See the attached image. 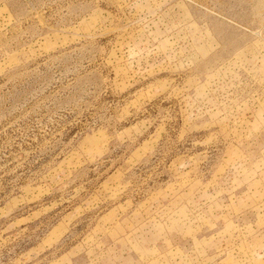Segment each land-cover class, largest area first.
I'll return each mask as SVG.
<instances>
[{
	"label": "rangeland",
	"instance_id": "1",
	"mask_svg": "<svg viewBox=\"0 0 264 264\" xmlns=\"http://www.w3.org/2000/svg\"><path fill=\"white\" fill-rule=\"evenodd\" d=\"M0 264H264V0H0Z\"/></svg>",
	"mask_w": 264,
	"mask_h": 264
}]
</instances>
